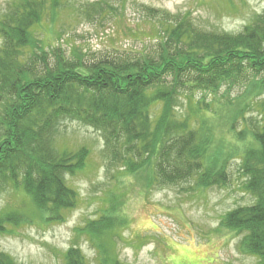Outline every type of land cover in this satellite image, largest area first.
Here are the masks:
<instances>
[{
    "label": "trees",
    "instance_id": "16d2710c",
    "mask_svg": "<svg viewBox=\"0 0 264 264\" xmlns=\"http://www.w3.org/2000/svg\"><path fill=\"white\" fill-rule=\"evenodd\" d=\"M65 8L61 0H12L0 13V198L11 187L22 200V207L0 210V235L35 217L60 222L77 207L79 194L67 177L85 169L90 150L56 143L61 121L72 120L101 132L108 168L145 192L194 179L200 188L225 186L229 161L241 155L243 188L254 203L227 213L221 227L242 236L240 250L264 264V9L237 34L201 28L188 14L158 13L161 30L150 52L90 60L55 43L65 33L59 24ZM224 87L218 112L192 103L198 92L216 97ZM236 88L245 91L232 103ZM183 97L186 114L179 110ZM250 107L260 122L245 117ZM221 111L232 145L210 157V117ZM236 122L244 129L237 131ZM124 197L112 194L100 217L79 230L97 264H126L115 251L129 224ZM0 264L19 263L0 252ZM63 264L89 263L73 246Z\"/></svg>",
    "mask_w": 264,
    "mask_h": 264
},
{
    "label": "rangeland",
    "instance_id": "374dc122",
    "mask_svg": "<svg viewBox=\"0 0 264 264\" xmlns=\"http://www.w3.org/2000/svg\"><path fill=\"white\" fill-rule=\"evenodd\" d=\"M10 1L0 0V13ZM61 3L66 8L59 24L64 25L65 33L55 43L68 51L76 47L90 60L115 51L150 52L161 30L158 13L188 14L201 28L237 34L254 14L264 9V0H61ZM97 3L100 9L95 6ZM244 91L234 89L230 93L232 103ZM225 93L226 87L216 97L210 94L204 97L198 92L192 103L203 101V107L211 104L209 108L218 112L220 105L216 100L224 103ZM181 102L184 107L180 112L189 113L186 97ZM244 113L248 121H261L251 107ZM225 114L226 111H221L210 117L214 139L210 157L232 145L231 134L223 124ZM244 127L242 122H236L237 131ZM56 141L62 149L75 151L86 146L90 150L85 169L67 177L69 186L78 192L79 201L77 207L64 213L60 222L46 224L37 222L35 217L28 224L9 228L13 233L0 235V252L19 264H63L65 253L73 246L82 251L89 264H97L96 251L79 230L100 217L104 201L115 193L125 196L122 211L129 220L128 226L119 232L121 239L115 248L126 264L258 263L254 256L240 250L242 236L221 227L227 213L254 203L243 188L241 155L229 161L225 186L200 188L194 179L178 187L145 192L134 178H121L117 168H108L101 132L76 121L62 120ZM21 204V196L11 187L0 198V210L22 207Z\"/></svg>",
    "mask_w": 264,
    "mask_h": 264
}]
</instances>
